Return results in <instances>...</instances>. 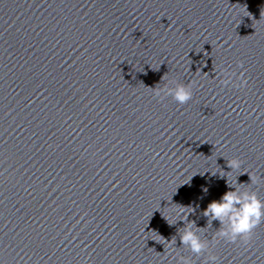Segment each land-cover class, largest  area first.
<instances>
[{"label": "water", "instance_id": "obj_1", "mask_svg": "<svg viewBox=\"0 0 264 264\" xmlns=\"http://www.w3.org/2000/svg\"><path fill=\"white\" fill-rule=\"evenodd\" d=\"M165 74L193 99L155 96ZM221 170L264 177V0H0V264H178L156 233L203 264L163 216L211 241ZM212 251L264 264V223Z\"/></svg>", "mask_w": 264, "mask_h": 264}, {"label": "clouds", "instance_id": "obj_2", "mask_svg": "<svg viewBox=\"0 0 264 264\" xmlns=\"http://www.w3.org/2000/svg\"><path fill=\"white\" fill-rule=\"evenodd\" d=\"M244 11L247 13L246 16H250L246 9ZM238 66L242 68L243 63L240 62ZM222 72L227 78L220 81L221 85L228 86L231 84L237 88H246L248 86V79L243 71L237 77L238 84L232 81V76L235 75V72L228 73L226 70H222ZM161 79L162 81H167L163 87H159L160 83H158L154 88H149L155 96L161 98L163 96H171L179 105L187 104L193 99L192 82L184 84L178 83L174 79L168 80L167 74ZM241 166L242 161L238 158L227 160V167L231 169L227 173L230 174L232 171L239 170ZM219 172L221 177L227 176L222 170ZM215 173L212 172L213 175ZM243 173L248 174L250 183H237V180L229 183L227 176L226 186L229 190L225 191L219 199L210 201L202 211V215L207 218L209 227L213 221H218L220 224V228L212 234L211 241L204 237L206 227H197L195 222L188 220V215L194 211L191 206L173 204L179 206L173 210L175 215H162L169 226L175 225L178 221L184 222V226L177 229L180 242L195 257L199 258L204 255L203 264H221L220 257L212 251V247L219 241L223 240L231 244H235L238 241L247 243L252 239L254 230L261 223H264V200L259 198L256 191L251 190L252 185L264 183V177L250 172ZM203 191L207 193L208 189L204 188ZM156 235L158 239L153 240L163 244L166 250L164 251L165 255L175 252L178 264H194L190 257L179 255L175 236L171 240L166 241L161 235L157 233Z\"/></svg>", "mask_w": 264, "mask_h": 264}]
</instances>
